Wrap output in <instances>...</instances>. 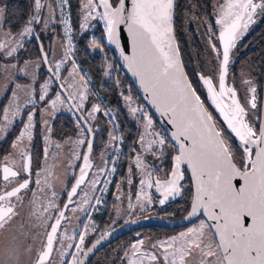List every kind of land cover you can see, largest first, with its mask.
I'll use <instances>...</instances> for the list:
<instances>
[{
  "label": "snow or ice",
  "instance_id": "1",
  "mask_svg": "<svg viewBox=\"0 0 264 264\" xmlns=\"http://www.w3.org/2000/svg\"><path fill=\"white\" fill-rule=\"evenodd\" d=\"M77 3L80 31L86 33L102 24L107 44L114 46V56H119V60L112 61L105 57L103 75L111 78L113 71L126 69L140 92L133 97L130 90L128 94L121 91L130 116L138 122V134L129 146L126 175L115 184V218L89 247L88 236L97 230L92 217L106 204L104 197L118 171L117 161L124 156V136L117 135V117L103 101L88 107L95 93L89 88L88 74L74 55L71 0H33V11L21 30L16 34L0 30V85L5 93L11 90L7 106L0 109V132L19 118L22 128L12 148L23 149L17 153L21 163L16 170L7 166L5 155L3 180L11 183L22 174L25 176L23 182L16 180L18 186L0 194V230L20 215L26 194L31 192L29 214L36 216L47 238L35 264H87L90 254L111 238L121 218L127 217L125 224L136 223L137 217L154 203L146 189L154 188L161 197L159 204L164 205L184 195L188 173L191 205L184 221L189 226L159 241L146 240L137 233L119 256L121 264H264V112L251 79L241 77L243 102L235 77L229 82L233 49L249 24L255 22L254 17L264 14V0H224L215 6V27L204 21L207 43L217 63L211 74L196 72L202 92L190 79L178 45L174 47L175 0H77ZM5 11L0 8V20ZM57 23L63 27V36L46 48L41 33L55 31L53 26ZM37 26H41L39 30ZM125 32L128 40H124ZM25 38L40 42V56L20 66L13 61L18 60L20 49L29 42ZM89 46L106 51L95 38ZM45 65L47 79L38 85L37 92L38 70ZM33 66L36 71L30 73ZM12 75L32 79L21 85L10 78ZM116 85L120 86L119 78ZM20 91L24 92L23 102H19ZM21 109L25 111L22 113ZM62 109L72 112L77 133L76 139L69 137L63 144H55L57 149L69 145L59 167L75 180L70 190L64 189L67 202L61 209L57 201L62 197L49 179L52 169L48 161L52 143L50 118H55ZM37 113L42 124L44 163L33 180L32 158L24 140L33 139ZM101 113L110 128L100 162L94 163L91 153L95 135L100 131L94 122ZM157 115L159 121L155 119ZM160 122L168 127L158 128ZM148 155L154 160H167L171 156L170 169L157 170L155 164L148 162ZM109 161L112 167L108 166ZM68 169L72 170L70 174ZM125 182L129 186L126 198ZM134 184L137 191L132 193ZM40 196L43 200H38ZM125 200L127 205L123 207ZM68 212L73 216L69 217ZM78 213L88 218L81 221L83 230L74 229L72 235L66 229L61 231L62 221L80 220ZM0 264H18L15 251L9 250L7 259L0 258Z\"/></svg>",
  "mask_w": 264,
  "mask_h": 264
},
{
  "label": "trees",
  "instance_id": "2",
  "mask_svg": "<svg viewBox=\"0 0 264 264\" xmlns=\"http://www.w3.org/2000/svg\"><path fill=\"white\" fill-rule=\"evenodd\" d=\"M72 4V19L74 32L76 37V52L79 56V60L81 61L86 69L91 74L95 86L100 91V93L105 97L108 103L114 107L118 113V118L121 125L127 130L130 129V134L134 131V125L130 124L126 117L124 116L121 107H120V95L121 91H124L125 94H128L129 90L133 97L139 96L129 77L125 73V71L120 68L117 71H113L111 74V78L105 77L103 75L102 68L105 65V57H107L108 61H112L116 59L113 53V50L110 45L107 44L106 37L104 36L103 26L101 24L96 26V30L92 31L89 29L86 33H82L79 28L80 21L77 19V11H78V3L77 0H71ZM33 5V0H6L5 4V15L3 21V27L7 31L11 30L12 33L18 32L24 23L27 20L29 8ZM55 31H49L47 33H41V40L43 41L44 46L47 48L52 43V36L54 35L57 40L61 38V30L60 26L57 23L53 26ZM38 30V29H37ZM175 39L177 45L180 50V56L185 66L186 71L189 73L190 79L193 81L194 86L200 89V85L196 82V72L198 70H202L207 74H211L214 70V63L208 61H204V55L207 53L204 52V49L201 47L200 40L197 35L193 32L192 28L181 24L178 14L175 12ZM264 32V30H263ZM255 32L245 34L244 43L240 47H235L232 52V63L229 67V82H231V78L235 77V86L238 88L237 81L239 80V76L242 72H250L253 82L257 87V97L258 104L261 109V93H262V80H263V63H264V37L258 43L252 38ZM95 38L101 46L106 49L105 52L100 51L99 49H94L90 45V41ZM31 46L36 54H39V49L37 47V43L35 40H30ZM246 42L247 46H244ZM254 46L253 48L251 46ZM45 72V71H44ZM119 78L120 86L116 85V80ZM240 96V94H239ZM241 102L242 98L240 97ZM89 104V103H88ZM214 114L215 110L210 108ZM156 119V118H155ZM157 121V120H156ZM95 124H103V127L106 128L104 123L106 119L98 114L97 120L94 122ZM63 126V125H62ZM36 132L33 138V154H34V164L35 168L40 167L41 160L43 158L42 147H41V138L39 133V128L36 127ZM102 129L100 135L97 137V141L100 139H104L108 130ZM133 130V131H132ZM137 134H133L128 137L126 135L127 142L129 146L131 145L134 138ZM97 141L94 150L97 148ZM128 155L130 153L128 152ZM168 164H171V156L168 157ZM125 185V184H124ZM190 185L187 181L185 185L184 196L179 199L174 205H170L167 208L157 207L153 205L154 208H149L142 215H148L149 212L155 211L154 217L164 218V219H176L182 217L189 209L190 201H191V192ZM135 190V187L132 188ZM65 199V195L61 198L59 204L61 205ZM167 213V214H166ZM113 219V215L108 211L105 217L101 218L100 224L103 229H105ZM122 221L119 220V223ZM116 224V225H117ZM156 230V229H155ZM165 234V233H163ZM92 241V236L87 239V245H89ZM129 240L125 241L128 244ZM115 248V247H114ZM111 247L106 246L101 251L96 253L90 260L88 264H116V260L114 262L113 257H111Z\"/></svg>",
  "mask_w": 264,
  "mask_h": 264
},
{
  "label": "flooded vegetation",
  "instance_id": "3",
  "mask_svg": "<svg viewBox=\"0 0 264 264\" xmlns=\"http://www.w3.org/2000/svg\"><path fill=\"white\" fill-rule=\"evenodd\" d=\"M223 2H224V0H175V12L178 14L179 19L181 21V24L192 28L193 32L199 38L201 47L204 49V52H206V50L208 48V46H207V36L205 34L206 25L204 24V21L207 20L208 22H211L213 24V26L215 27V17L213 15L214 9H215V6L217 5V3H223ZM254 21H255L254 23H250L249 24V27H248L247 31L237 41V44H236L237 47H240L244 43V39H245L244 35L248 34V33L255 32L254 35H253V38H252V42H253V40H255V42L258 43L261 39H263V37H264V32H263V30H264V14L256 15L254 17ZM95 24H96V22H95ZM217 43H218V41H217ZM247 43L248 42H246L244 44V46H247ZM249 43H251V42H249ZM251 47L253 48L254 46L252 45ZM6 101H7L6 97L4 99H1V101H0V109H2L4 107ZM113 109H114V113H115V115L117 117V121L116 122H117V124L119 126L118 127V131H117V135H123L124 136V143L122 145V152L124 153V156H122L117 161V169H118V171L113 177V183L109 186L110 190L106 194V198L104 197V199L106 201V204L100 206V210L93 214L98 220V227H97V230L95 232L91 233L88 236V238L90 236H92V241L95 240L97 237H99L100 233L104 230L102 228L99 220L101 218L105 217V215L108 213V211H110V213L113 214V210H114L113 201H114V198H112V197L114 196L113 193L116 192L115 184L119 183L121 181V178L126 175V170H127V166H128V161H127L126 157L128 156V152H129V144H128L127 139H126V135H128V137L130 138L131 135L138 134V129L135 126H134V131L132 130L133 132L130 134L129 133L130 129L126 130L121 125V123L119 121V118H118V113H117V111H116V109L114 107H113ZM58 115L61 117V120L55 121L56 120V118H55L54 119L55 122L52 124V133H51L52 143L49 146L50 151H51L52 147L56 148L55 144H53V141H57V142L60 143V141L63 140L66 136L74 135V137H76V133H77L75 120H74V117L72 115V112H71L70 115H67V114H58ZM104 125L106 126V128L103 127V124L100 125V124H95L94 123V126H98L99 129H100V131L97 132L96 135H95L94 148H95V145H96L97 137H98V135H100L101 130L104 129V128L106 130H109V128H110V125H108L107 123H104ZM157 126H158V128L161 127L160 124H158ZM36 127H35V130H34L33 138H34V135H35V132H36V129H37ZM5 129H6V127H5ZM10 130L8 132H6V131L0 132V194H3L7 190H11V187L18 186V184L16 183L17 179H18L19 182H23V179L25 178V176L22 174L18 178L13 179L11 181V183L8 182V181H4L3 180L2 168L4 167L3 160H4L5 155L6 154L8 155L7 166L10 167L12 170H16L20 166V163H21L20 162V158H19L17 153H19L20 151L23 150L22 148H18V149H15V150L12 148V144L15 141V139L17 137V134L19 133L18 127L14 126ZM43 144H44V142L41 139V147H42V149H44ZM94 148H93V151H92L91 155L93 157L94 163H96V158L94 156V151L96 150V152H97V148L95 150H94ZM28 149H29V152H30L31 158H32V165H31L32 172H33L32 179L35 180L34 173L42 167L43 158L41 160L40 167L35 168L34 154H33V139L31 140L30 145L28 146ZM42 153H43V150H42ZM170 166H171V164L170 165L168 164V159L167 160H161L159 168H162L163 171L166 172V171H168L170 169ZM77 169L75 170L76 172H77ZM73 180L74 179H72V178L70 179V181L68 182V185L66 186L67 189L70 188ZM187 181H188V183H189V185L191 187V181H190L188 173H186V180L184 181L185 185L187 184ZM34 187H35V185H33V188ZM133 187H135V190H136V185H133L131 187L132 193H135V190H132ZM123 188H124V192L128 193L129 186L123 185ZM151 192H152V189H151ZM152 194H153V192H152ZM65 197H66V194H65ZM182 197H180L179 199H181ZM153 198H154L153 205L157 206V200H158L159 197L153 194ZM179 199H176L173 202L162 206V208L164 207V208L168 209V207L170 205H174ZM12 200H13V202H15V198H12ZM62 204L61 205L59 204L60 208H61ZM149 208H153V207H149ZM149 213L150 214H148V215H141L139 217H147V216L154 217V214H156L155 211L149 212ZM122 222H124V221H122ZM62 224H63V222H62ZM117 225H115V226H117ZM188 226L189 225H185L183 227L173 228V229L160 228V227H150V228H144V229L135 230V231H133L131 233L125 234L122 237H120L117 240H115L114 242L108 244L109 247L112 248L111 249V257H113L114 262H115V259H117L116 260V264H121V261L119 259V256L121 255V252H122L121 250H123L125 246H127L132 240H134L136 238V234L138 232H141L140 235L142 237L143 236H149L151 239H158V238H162V237H169V236L175 235L179 231H181L182 229H185ZM163 233H165V234H163ZM45 237H46V235H45ZM127 240H129L128 244L125 243V241H127ZM44 241H45V238H44ZM44 241H43V244H44ZM108 245H106V246H108ZM38 256H39V254H38ZM38 256H37V258H38ZM90 260H89V262H90ZM109 264H111V263H109Z\"/></svg>",
  "mask_w": 264,
  "mask_h": 264
},
{
  "label": "rangeland",
  "instance_id": "4",
  "mask_svg": "<svg viewBox=\"0 0 264 264\" xmlns=\"http://www.w3.org/2000/svg\"><path fill=\"white\" fill-rule=\"evenodd\" d=\"M5 4H6V0H0V8H4ZM32 11H33V5L29 8L28 17H29V14ZM45 12H46V10H45ZM28 17H27V19H28ZM3 21H4V17H3L2 20H0V30H2L3 32L6 33L8 31L6 29H4ZM71 21H72V24H73L72 14H71ZM25 23H24V25H25ZM93 24H95V21L93 22ZM23 26L21 27V29L23 28ZM59 26H60L61 37H62L63 36V28H62V26L60 24H59ZM40 27L41 26H37V29L39 30ZM16 33H13V34H16ZM25 39L29 40V38H25ZM52 39L53 40L54 39L57 40L54 35L52 36ZM73 44L75 46L74 47V55H76V57H77L76 60L78 61L79 66H84L82 63H80L81 61L79 60V56H78V54L76 52V37H75V32L74 31H73ZM207 46H208V48L206 50L207 54L204 55L205 56L204 57V61L208 62V61L212 60L214 65H216L217 62L215 60V53H213L211 51V48L209 47L208 43H207ZM57 51L59 52L60 49L58 48ZM39 56H40V53L36 54L34 52L32 46H31V42L29 40V42H26L24 44V47L22 49H20L18 60L13 61V63H18L20 66H23L25 61H35V60H37L39 58ZM212 61H210V62H212ZM69 67H70V65H69ZM82 69L87 74L89 73L86 68H82ZM33 71H36L34 69V66L29 68V72L30 73H32ZM65 74H67V73H65ZM88 76L92 78L90 73L88 74ZM242 76L247 78V79H251L252 81H253V79H252V76H251L250 72H248V71L242 72L241 75L238 78L239 80L237 81V84H238V88L237 89H238V92L240 94V97L244 100L245 91H244L243 88H241V77ZM10 78L15 80L16 83H20L21 85H25V84L30 83L31 79H32L31 76L24 77L22 75H20V76L12 75ZM45 79H47V76H46V72H44V66H43V67H41L38 70V83H37V86H36V91L37 92H39V86L38 85L43 83ZM14 86L15 85L13 84V87ZM90 86L91 85H89V88L92 89ZM0 97H2V99H4L5 97L7 98V101H6L5 105H4V107L7 106L8 100L11 98V90H9L7 93H5L3 86L0 85ZM19 98H20L19 102H23V99H24V92L23 91L19 92ZM243 100H242V102H243ZM0 101H1V99H0ZM98 101H100L99 98L94 94L91 97L90 101H89L88 107L90 108L93 103H97ZM26 107H28V106H26ZM120 107H121V110H122L124 116L126 117L127 121L129 123L133 124L138 129V122L136 120H134L130 116V114L128 112V109L125 106V103H124L121 95H120ZM24 111H25V109H21L22 113ZM58 114L70 115L71 112L68 111L67 109H62L59 113L56 114V116H55L56 120L55 121L61 120V117ZM99 115H102V113L99 114ZM55 118H50L51 126L55 122L54 121ZM25 119H26V117H25ZM35 123H36L37 127L39 128L40 137L43 140L42 124L40 123V115H39V113H37V115L35 117ZM14 126L18 127V131L21 130L22 123H21L19 118L15 119L14 124L12 126H7L6 127L7 130L5 129V131L8 132ZM34 130H35V128H34ZM34 130H33V134H34ZM108 131H107L104 139H100L97 142V152H96V150L94 151V156L96 158V163L100 162L101 153L104 152L105 143L108 140ZM69 137H71L73 140L76 139V137H74V135L66 136L63 140L60 141V143L63 144V141L65 139L69 138ZM56 143H57V141H53V144H56ZM29 145H30V142L27 140V138H25L24 146L28 148ZM43 146H44V144H43ZM68 148H69V145H64L62 149H57V148H53V147L51 148V151L49 149L50 158H49L48 163H49V166L52 169V174L49 176V179L55 185L56 190L60 193L61 197H63L66 194L64 189L68 185V182L71 179L70 175L66 176L64 174L65 173V169L59 167L60 160L64 158V155L67 153ZM57 153H60V155L57 156ZM147 160H148V162L150 164H155L157 170L160 169L159 165H160L161 160H154V158L152 156H150V155L147 156ZM42 162L44 163V161H42ZM43 163H42V166H43ZM108 166L112 167L110 161H109V165ZM67 171L70 174L72 170L68 169ZM125 185L128 186L126 182H125ZM134 185H136V184H134ZM136 191H137V185H136L135 192ZM146 191L149 192V194H151L152 198H153V194L151 192V189H146ZM22 195H23V193H22ZM48 195L51 196V189L48 190ZM123 195L126 198L128 196V193L123 192ZM26 196H27V198L24 200L25 207L20 211V215L15 216L13 218V220L11 222H9V224H7L4 227L3 230H0V258L7 259V253L9 252V250H14L15 253H16V257L18 259V264H34L35 263V261L37 259V256H38V254H39V252L41 250L42 242L44 241V238H45V235H46L44 227L40 225V223L37 220L36 216H30V214H29V210L27 208V205H28V201L32 198V193L28 192L26 194ZM105 198H106V194H105ZM112 198H114V196ZM38 200H43V197L42 196L38 197ZM60 200L61 199H59L57 201L58 204H59ZM153 201H154V198H153ZM43 202L45 203V205L47 204L46 200H44ZM126 205H127V201L125 200V203H124L123 207H126ZM152 206H153V204L150 207H152ZM36 208L37 209L39 208V203H37ZM67 215L69 217H72L73 213L72 212H68ZM77 215L80 216V220H77V219L73 218L70 222L69 221H63L61 231H64L66 229L68 235H72L74 229L77 232L82 231L83 230V224L81 223V221H87L88 218L83 216L82 214H79V213ZM112 215H113V219H114L115 218L114 210H113V214ZM139 216H141V215H139ZM125 218H127V217H123L120 220L124 221ZM92 220H93V223L95 224V226L97 228L98 227V220H97V218L94 215L92 217ZM186 228L182 229L181 231L186 230ZM181 231H179V232H181ZM91 233H93V232H90V234ZM169 237H171V236H169ZM143 238L146 239V240L150 239L152 241H159V240L166 239L168 237H162V238H158V239H151L149 236H143ZM77 239H78V237H77ZM29 249H31V250L29 251ZM121 251L123 252V250H121ZM122 252H121V254H122Z\"/></svg>",
  "mask_w": 264,
  "mask_h": 264
},
{
  "label": "water",
  "instance_id": "5",
  "mask_svg": "<svg viewBox=\"0 0 264 264\" xmlns=\"http://www.w3.org/2000/svg\"><path fill=\"white\" fill-rule=\"evenodd\" d=\"M92 31H95L96 30V27H93L91 28ZM174 36H175V32H174ZM124 40H128V37H127V33L125 32L124 33ZM36 41V40H35ZM37 43V47L39 49V41H36ZM177 46V42H176V39H175V44H174V47ZM112 50H113V53L115 52V49H114V46H111ZM129 48H130V44H129ZM40 53V51H39ZM115 58L116 60H119V56L118 54L115 55ZM181 58V56H180ZM182 60V59H181ZM183 63V62H182ZM46 69H47V66L45 65L44 66V71L46 72ZM125 71V73L127 74V76L129 77L130 81L132 82L133 86L135 87L138 95H140V92L138 90V87L136 85V82L134 80V78L131 76L130 73H128L126 71V69H123ZM215 110V109H214ZM261 111L264 112V63H263V80H262V93H261ZM156 120L159 121V116L157 115L156 117ZM161 127L163 128H167L168 126L166 124H164L163 122H160L159 123ZM171 167V166H170ZM79 172V169H77V174ZM189 175V178H190V181H191V177H190V174ZM75 180H73L72 184H74ZM71 184V186H72ZM70 186V188H71ZM239 186V185H237ZM70 188L68 190H70ZM152 192L154 195L158 196V200H157V207H162L168 203H171L173 202L174 200L176 199H179L180 197H177L175 199H170L168 201H166V203L164 205H160L159 204V199L161 198L160 195L158 193H156L155 189L153 188L152 189ZM67 202V196L65 197V200L61 206V209L63 208V205L64 203ZM190 205H191V201H190ZM190 210V206H189V209L188 211ZM188 211L180 218H176V219H164V218H158V217H151V216H147V217H139L137 218V222L136 223H128V224H125L124 222L118 224L117 226H115V231L112 232V235H111V238L109 239H105L98 247L97 249L92 253L90 254V256L87 258V263L89 262V260L91 259L92 256H94L98 251H100L102 248H104L106 245H108L109 243H112L114 242L115 240H117L118 238L122 237L123 235L125 234H128V233H131L135 230H139V229H144V228H150V227H160V228H169V229H173V228H179V227H183L185 225H188L185 221H184V216L187 215ZM54 222V219L53 221ZM63 222V221H62ZM50 231V228L48 229ZM141 234V232H138ZM98 238V237H97ZM96 238V239H97ZM46 237H45V241H44V244H46ZM95 239V240H96ZM95 240H93L88 246L90 247L92 243L95 242ZM83 258V257H82ZM38 259V258H37ZM35 264V263H34Z\"/></svg>",
  "mask_w": 264,
  "mask_h": 264
},
{
  "label": "built area",
  "instance_id": "6",
  "mask_svg": "<svg viewBox=\"0 0 264 264\" xmlns=\"http://www.w3.org/2000/svg\"><path fill=\"white\" fill-rule=\"evenodd\" d=\"M63 28V27H62ZM75 57H76V55H75ZM76 59H77V57H76ZM81 68H86L85 66H80ZM88 71V70H87ZM89 72V71H88ZM89 74V73H88ZM89 77V76H88ZM90 78V81H91V83H90V87L92 88V90H94V93H95V95L99 98V100L100 101H103V104H104V106L106 107V108H108V109H111L113 112H114V110H113V108H112V106L108 103V101L105 99V97L100 93V91L97 89V87L95 86V83H94V80H93V78H91V77H89Z\"/></svg>",
  "mask_w": 264,
  "mask_h": 264
}]
</instances>
